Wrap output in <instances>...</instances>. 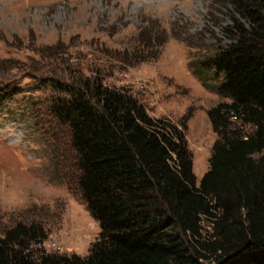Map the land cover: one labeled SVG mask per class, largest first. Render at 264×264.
<instances>
[{
	"label": "trees",
	"instance_id": "1",
	"mask_svg": "<svg viewBox=\"0 0 264 264\" xmlns=\"http://www.w3.org/2000/svg\"><path fill=\"white\" fill-rule=\"evenodd\" d=\"M234 2L232 43L191 64L229 101L207 112L218 139L201 180L185 121L155 118L96 78L58 83L50 113L68 130L75 187L101 232L87 256H67L37 248L43 226L17 223L0 237V264H264V0ZM152 39L139 49L155 54L137 64L159 56L165 41Z\"/></svg>",
	"mask_w": 264,
	"mask_h": 264
},
{
	"label": "rangeland",
	"instance_id": "2",
	"mask_svg": "<svg viewBox=\"0 0 264 264\" xmlns=\"http://www.w3.org/2000/svg\"><path fill=\"white\" fill-rule=\"evenodd\" d=\"M234 1L0 0V237L17 223H35L47 236L37 248L85 257L100 235L75 187L68 130L50 113L58 83L96 78L155 118L185 121L201 180L218 139L207 112L229 101L213 81L203 85L191 64L232 43ZM150 38L165 44L156 59L137 64L155 54L139 49Z\"/></svg>",
	"mask_w": 264,
	"mask_h": 264
}]
</instances>
